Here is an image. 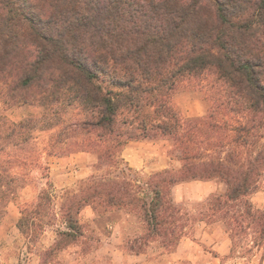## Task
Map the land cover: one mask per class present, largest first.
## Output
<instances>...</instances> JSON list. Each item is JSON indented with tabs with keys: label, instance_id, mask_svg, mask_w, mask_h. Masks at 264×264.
<instances>
[{
	"label": "trees",
	"instance_id": "trees-1",
	"mask_svg": "<svg viewBox=\"0 0 264 264\" xmlns=\"http://www.w3.org/2000/svg\"><path fill=\"white\" fill-rule=\"evenodd\" d=\"M184 80L213 103L208 113L185 117L174 108ZM24 104L40 115L7 116ZM218 110L240 119L220 122ZM70 111L79 118L60 120ZM43 125L54 132L40 147ZM261 128L264 0H0V217L34 168L48 179L42 152L92 151L107 168L58 193L47 180L32 203L20 204L22 235L61 223L49 255L83 236L77 216L89 205L98 216H136L144 234L129 246L134 254L154 242L171 250L195 223L219 222L229 255L253 264L264 254V209L250 200L264 171ZM131 139L168 141L179 167L143 178L121 166ZM191 180L225 189L192 212L167 194Z\"/></svg>",
	"mask_w": 264,
	"mask_h": 264
},
{
	"label": "rangeland",
	"instance_id": "rangeland-1",
	"mask_svg": "<svg viewBox=\"0 0 264 264\" xmlns=\"http://www.w3.org/2000/svg\"><path fill=\"white\" fill-rule=\"evenodd\" d=\"M171 101L174 108L185 117L206 114L213 106L201 93L194 92L186 80L177 86ZM214 106L222 109L219 104ZM75 112L60 115V120L71 122L78 119ZM40 113L41 109L29 104L14 106L6 111L7 116L14 121L31 115L39 116ZM238 118L235 112H217L220 122L228 120L230 124L236 125ZM60 126L54 130H58ZM43 128L44 125L35 131L40 147L54 132L44 131ZM259 133L263 135L259 145H264V128H261ZM170 148L169 142L165 140H128L120 151L123 159L121 166L130 167L143 178L167 168L177 169L180 163L172 157ZM41 156V162L50 166L48 179L43 176L41 170L34 168L28 184L17 188L0 217V264H120L121 253L134 254L129 251V246L135 244L134 238L143 236L144 229L136 216L128 215L125 210L110 211L98 216L91 206L83 207L77 216L83 228V236L75 243L61 246L52 255H49L48 251L57 240L56 229L61 224L59 220L45 225L35 237L20 233L17 226L20 204L32 203L38 191L46 186L47 180L58 193L61 189L75 187L80 180L92 174L107 171V168H99L97 155L92 151L71 150L52 156L42 152ZM224 189L225 184L222 182L191 180L172 185L167 194L175 203H183L185 208L193 212L197 202L212 192H222ZM250 200L255 208L264 209V171L258 189L250 196ZM178 246L179 253L171 256L170 253ZM230 246L229 236L221 223L207 225L197 222L175 248L167 250L154 242L143 247L144 252L141 254L154 264L174 261L175 256L179 257L177 264H244L245 259L239 254L229 255ZM252 263L264 264V254L262 257L261 252L257 253Z\"/></svg>",
	"mask_w": 264,
	"mask_h": 264
},
{
	"label": "crops",
	"instance_id": "crops-1",
	"mask_svg": "<svg viewBox=\"0 0 264 264\" xmlns=\"http://www.w3.org/2000/svg\"><path fill=\"white\" fill-rule=\"evenodd\" d=\"M178 248H180L179 246L177 247V249L173 252H171V256L174 254L179 253L178 252ZM122 255V261L120 264H154L153 262H149L147 260V258L145 256H143L142 254H123ZM178 256H175L174 261H169L168 263H157V264H177L178 263Z\"/></svg>",
	"mask_w": 264,
	"mask_h": 264
}]
</instances>
